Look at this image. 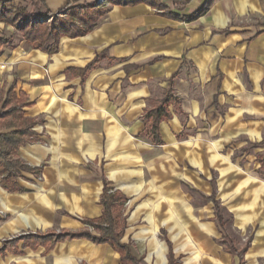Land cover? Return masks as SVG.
<instances>
[{
    "label": "crops",
    "instance_id": "obj_1",
    "mask_svg": "<svg viewBox=\"0 0 264 264\" xmlns=\"http://www.w3.org/2000/svg\"><path fill=\"white\" fill-rule=\"evenodd\" d=\"M74 1L45 5L56 14ZM154 1L106 3L91 31L60 37L54 54L0 23L12 42L0 48V110L9 90L24 99L20 116L32 133L16 151L31 170L20 172L17 191L0 185V248L26 235L91 231L83 222L102 216L106 187L124 199L119 243L142 264H169L170 256L176 264H264V0H212L202 15L208 0ZM95 58L94 68L76 72ZM167 92L169 118L152 145L143 117ZM10 121L0 120V133L16 129ZM238 136L246 140L233 150L250 145L256 177L223 193L239 156L218 150ZM230 220L244 232L252 227L242 245L227 232ZM222 235L245 252L228 251ZM8 260L122 264L112 246L85 239L49 251L20 239L0 255Z\"/></svg>",
    "mask_w": 264,
    "mask_h": 264
},
{
    "label": "trees",
    "instance_id": "obj_2",
    "mask_svg": "<svg viewBox=\"0 0 264 264\" xmlns=\"http://www.w3.org/2000/svg\"><path fill=\"white\" fill-rule=\"evenodd\" d=\"M75 0L66 4L56 14L51 13L45 5V0H0V23L11 26L17 31L22 40L32 49L54 54L58 48L60 37H78L83 36L94 27L99 17L106 12V6L97 4L96 0L91 2ZM144 1L153 7H156L154 0H106L108 4L129 5ZM189 0H175L176 6H182ZM206 7L197 12L202 15ZM12 44L11 38L0 37V48L3 45ZM99 62L98 58L92 60L84 69L76 70L78 74H83L94 68ZM170 93L167 92L164 99L157 106L146 111L143 121L145 122V136L152 145H160L161 140L158 135V125L161 121L169 118L167 105L169 103ZM25 106L24 99L17 98L11 90L0 110V120L12 118L7 123L16 129L9 133H0V185L7 191H17L16 179L20 172H28L31 169L24 165L17 157L16 151L26 140L27 136L32 135L30 124L21 118V110ZM245 150V149H243ZM123 197L116 193H109L104 187L101 196L103 207L102 216L95 220H84V224L91 229H84L80 232H61L54 231L45 234L26 235L18 239L5 241L0 248V255L5 251L15 252V244L23 239V247L45 246L49 251L52 247L65 240L85 239L95 244L107 243L114 248L120 255L122 264H142L141 259L132 251L128 245L119 243L122 235V224L119 215V204ZM215 214L221 227L224 226L219 208L215 204ZM222 242L226 244L228 251H234L240 256L245 252V248L237 251L233 242L222 235ZM169 264H176L172 257H169Z\"/></svg>",
    "mask_w": 264,
    "mask_h": 264
},
{
    "label": "rangeland",
    "instance_id": "obj_3",
    "mask_svg": "<svg viewBox=\"0 0 264 264\" xmlns=\"http://www.w3.org/2000/svg\"><path fill=\"white\" fill-rule=\"evenodd\" d=\"M106 5V4H105ZM0 36H6L5 34L2 33V31H0ZM13 37L15 39H19V37H17V33H15L13 35ZM246 140L244 136H238L232 140H230L227 144H229L227 146V149L226 151H222L223 148L220 149V151L218 150L219 154L226 157L228 156V159L230 160H233V158L235 156H239L238 159H237V162H233L232 161V164L233 165H237L239 167V169H237L238 171V174H233L231 175V177L229 179H227V183H228V186L224 187L222 189V192L225 193V192H229L231 191L232 189V186H234L235 184L239 183L241 181V179H244L246 177H256L255 176V170L257 168V165H255L254 163V160L252 158V156H249V155H245L246 152H248L250 150V145H247L246 147H244L245 150H243L242 152L239 150V151H236L234 152L233 148H237L240 144V141H244ZM213 140H211V143L210 144H213ZM242 156V160H240ZM264 157V156H263ZM217 168L220 167L218 165H216ZM258 173L262 175V177H264V168H260L258 170ZM212 179L215 180L217 179V183L219 182L218 180V174L217 173H213L212 172ZM218 186V185H217ZM183 189V188H182ZM224 206H229V203H227L226 201L223 202ZM227 210H229L230 208L229 207H226ZM1 216H3V214L1 213L0 214ZM224 218H229V214L227 213V211H224ZM252 231V227H249V230L247 232H244V231H241L239 229L236 228L234 222L232 223L231 220L229 221L228 225H227V232L233 237L236 239L237 243L242 245L246 239L248 238L250 232ZM0 264H16L15 261H0Z\"/></svg>",
    "mask_w": 264,
    "mask_h": 264
},
{
    "label": "built area",
    "instance_id": "obj_4",
    "mask_svg": "<svg viewBox=\"0 0 264 264\" xmlns=\"http://www.w3.org/2000/svg\"><path fill=\"white\" fill-rule=\"evenodd\" d=\"M96 3L105 5L106 4V0H96Z\"/></svg>",
    "mask_w": 264,
    "mask_h": 264
}]
</instances>
